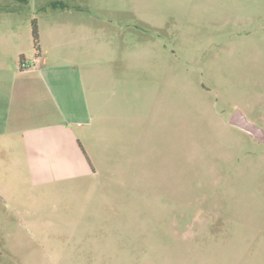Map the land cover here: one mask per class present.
Segmentation results:
<instances>
[{"label": "rangeland", "instance_id": "obj_1", "mask_svg": "<svg viewBox=\"0 0 264 264\" xmlns=\"http://www.w3.org/2000/svg\"><path fill=\"white\" fill-rule=\"evenodd\" d=\"M16 10L49 56L176 80L182 115L144 175L91 151L96 175L37 185L0 150V264H264V144L229 125L264 130V0H0V31Z\"/></svg>", "mask_w": 264, "mask_h": 264}, {"label": "crops", "instance_id": "obj_2", "mask_svg": "<svg viewBox=\"0 0 264 264\" xmlns=\"http://www.w3.org/2000/svg\"><path fill=\"white\" fill-rule=\"evenodd\" d=\"M18 12L5 13L12 18L0 31V150L21 149L37 185L96 175L91 151L98 156L111 151L113 168L121 162L129 175L137 170L144 175L151 144L177 140L182 115L177 81L169 88L163 74H146L138 82L130 71L103 74L85 61L49 56L40 26L33 57L40 65L23 69L22 61L34 62L33 38L20 27Z\"/></svg>", "mask_w": 264, "mask_h": 264}, {"label": "water", "instance_id": "obj_3", "mask_svg": "<svg viewBox=\"0 0 264 264\" xmlns=\"http://www.w3.org/2000/svg\"><path fill=\"white\" fill-rule=\"evenodd\" d=\"M230 124L250 134L256 141L264 144V130L251 123L243 111L237 110L234 112L230 119Z\"/></svg>", "mask_w": 264, "mask_h": 264}, {"label": "built area", "instance_id": "obj_4", "mask_svg": "<svg viewBox=\"0 0 264 264\" xmlns=\"http://www.w3.org/2000/svg\"><path fill=\"white\" fill-rule=\"evenodd\" d=\"M40 58L38 57V58H36L35 60H34V62H32V63H26L25 61H22L21 62V68H23V69H30V68H33V67H38L39 65H40Z\"/></svg>", "mask_w": 264, "mask_h": 264}, {"label": "trees", "instance_id": "obj_5", "mask_svg": "<svg viewBox=\"0 0 264 264\" xmlns=\"http://www.w3.org/2000/svg\"><path fill=\"white\" fill-rule=\"evenodd\" d=\"M33 40L36 50H39V34L35 24H33Z\"/></svg>", "mask_w": 264, "mask_h": 264}]
</instances>
